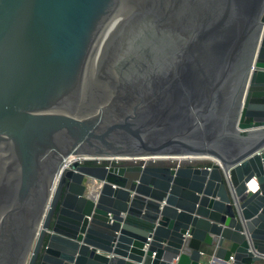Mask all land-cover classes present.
Returning <instances> with one entry per match:
<instances>
[{
  "label": "water",
  "instance_id": "obj_1",
  "mask_svg": "<svg viewBox=\"0 0 264 264\" xmlns=\"http://www.w3.org/2000/svg\"><path fill=\"white\" fill-rule=\"evenodd\" d=\"M263 260L264 0H0V264Z\"/></svg>",
  "mask_w": 264,
  "mask_h": 264
},
{
  "label": "flooded vegetation",
  "instance_id": "obj_2",
  "mask_svg": "<svg viewBox=\"0 0 264 264\" xmlns=\"http://www.w3.org/2000/svg\"><path fill=\"white\" fill-rule=\"evenodd\" d=\"M149 165H162V166H171V167H177L182 164H192V165H197V166H203L204 164L206 165V162H200L198 164V161H187V160H163V159H156V160H142L141 162L139 160L136 161H111V162H102L106 165H132V164H145L147 162Z\"/></svg>",
  "mask_w": 264,
  "mask_h": 264
},
{
  "label": "built area",
  "instance_id": "obj_3",
  "mask_svg": "<svg viewBox=\"0 0 264 264\" xmlns=\"http://www.w3.org/2000/svg\"><path fill=\"white\" fill-rule=\"evenodd\" d=\"M156 159H163V160H187V161H199V162H206V165L204 164L203 166H210L211 163L213 162V160L208 159V158H204V157H189V156H177V157H162V158H154V157H146V158H142V160H156ZM139 159L136 158H109L107 160H99L97 159L96 161L100 164L102 162H111V161H136ZM82 161V160H81ZM103 164V163H102ZM106 165V164H105ZM96 186V185H95ZM98 190V189H97ZM249 190V189H248ZM92 194V192H91ZM93 195V194H92ZM94 196V195H93ZM199 264H204V263H199Z\"/></svg>",
  "mask_w": 264,
  "mask_h": 264
},
{
  "label": "bare ground",
  "instance_id": "obj_4",
  "mask_svg": "<svg viewBox=\"0 0 264 264\" xmlns=\"http://www.w3.org/2000/svg\"><path fill=\"white\" fill-rule=\"evenodd\" d=\"M256 182L255 181H251L249 184H248V189L249 190H254L256 188ZM90 192H92V194L95 196L96 195V192H97V187L95 185H93L91 188H90Z\"/></svg>",
  "mask_w": 264,
  "mask_h": 264
},
{
  "label": "crops",
  "instance_id": "obj_5",
  "mask_svg": "<svg viewBox=\"0 0 264 264\" xmlns=\"http://www.w3.org/2000/svg\"><path fill=\"white\" fill-rule=\"evenodd\" d=\"M255 264H264V260L263 261H260L258 263H255Z\"/></svg>",
  "mask_w": 264,
  "mask_h": 264
},
{
  "label": "rangeland",
  "instance_id": "obj_6",
  "mask_svg": "<svg viewBox=\"0 0 264 264\" xmlns=\"http://www.w3.org/2000/svg\"><path fill=\"white\" fill-rule=\"evenodd\" d=\"M198 164H200V162L198 161Z\"/></svg>",
  "mask_w": 264,
  "mask_h": 264
}]
</instances>
